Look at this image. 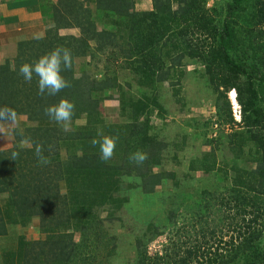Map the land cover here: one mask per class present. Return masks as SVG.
<instances>
[{
	"label": "trees",
	"instance_id": "1",
	"mask_svg": "<svg viewBox=\"0 0 264 264\" xmlns=\"http://www.w3.org/2000/svg\"><path fill=\"white\" fill-rule=\"evenodd\" d=\"M7 1L10 9H37L45 31L19 41L0 65V127L10 146L0 148V264H264V0H139L150 2L143 11L135 9L138 0ZM71 29L78 34L61 33ZM57 48L71 53V66L61 65L69 86L41 95L38 77L26 82L19 68ZM186 63L204 70L214 120L185 125L195 139L198 126L203 138L210 128L215 144L190 157L185 171L163 170L171 152L178 166L189 135L162 136L153 113L161 116L168 88L179 96ZM61 99L75 105L67 131L45 111ZM19 117L28 125L11 127ZM103 136L115 140L107 162L93 144ZM137 152L146 155L142 163L131 159ZM198 173L211 186L189 205L190 175ZM161 185L169 188L174 239L150 253L162 232L148 222L128 234L134 258L123 261L114 230L124 225L127 196L137 189L147 208ZM178 214L192 220L195 240L183 234L187 226L176 227ZM30 227L38 239L20 232Z\"/></svg>",
	"mask_w": 264,
	"mask_h": 264
},
{
	"label": "rangeland",
	"instance_id": "2",
	"mask_svg": "<svg viewBox=\"0 0 264 264\" xmlns=\"http://www.w3.org/2000/svg\"><path fill=\"white\" fill-rule=\"evenodd\" d=\"M7 3V0L0 1V15L1 18L5 20L3 24L0 25V65L7 58H12L15 56L16 45L19 41L42 37L45 31V24L42 22L40 13L37 9L31 7H23L22 10L18 11L19 13H13H16V15H10L11 13L7 12ZM137 3L138 4H136L135 6V9L137 11L150 9L149 1L138 0ZM209 3L211 6L213 4V1H210ZM6 19H9L10 21L8 22ZM61 33L64 35L78 34L77 31L73 29L65 31L63 30ZM3 35H8L6 37L8 39V43H3ZM82 61L83 60L76 61V69L79 68V64H81ZM84 61L87 63L88 59H85ZM98 66L99 68L101 67L99 63ZM91 70L95 71L93 69ZM183 74L184 75L179 84V96H175L174 91H172V89L169 90L168 88L163 92V96L161 98V102L163 104L162 111H159L161 112V116L157 115L156 111H154L153 113V124L155 126V129H157L162 136L165 135L169 138V140L173 141L181 139L182 134H184L185 132L187 135H189L188 139H186V147L178 156V166L176 165V162L171 160L173 156V153L171 152L170 155L166 157L163 163V170L166 169L170 171H185L187 168V161L190 157H197L199 153L202 154L203 152H209L210 148L206 147L205 144L212 143L210 147L214 146L215 144V142L210 141V138H214V133H212L210 128L205 131L206 137L203 138L201 134L204 132V130L198 126L197 130L200 137L198 139H195L192 136V133L194 132H192L191 129L187 128L185 125L187 124L186 122L191 119L194 121H198V123L200 124H202L203 121H207L208 119L214 120V108L212 103L214 95L208 87L205 78L206 76L204 75V70L200 65L194 63H186V65L183 67ZM165 86H167V84ZM231 92H233L234 94H231ZM231 92L227 94V99L229 101L233 120L238 124L240 122V108L235 99V92ZM183 103H185V105H181ZM109 106L110 108L114 109L116 103H112ZM113 109L107 112L110 114L109 117H113L115 115L116 109ZM23 124H27L26 119L24 117H19L13 123H11L10 126L22 127ZM2 129L3 128L0 127V148L4 149L10 146L9 138L6 137L7 134ZM229 131V128H223V132L225 134ZM222 157H224V160L227 161L228 152L226 149L223 150ZM179 164H181V166ZM178 175H180V173H178ZM190 176V179L193 181V186L192 194L190 195V201H187L189 205L194 199H196L193 194L196 195L197 190L201 191L205 188L208 189L210 188L209 186H211L210 178L207 179L201 173H198L197 176L195 174H192ZM124 187L128 191L126 183ZM166 191H169V188L165 185L157 187L154 193V198L152 197L153 200H148V202H151V206L147 208L145 206L149 205V203L147 204L146 202L144 203V201H142L139 196L140 192L137 189L132 190L130 192V195L127 196L128 198H130V205L124 212H121L120 214V218L121 220H123L124 225L122 229L115 228L114 230L119 239V241H117L116 249L118 257L123 261H131L134 258V242L130 239L128 234L135 231L139 232L140 228L144 227L143 225L148 222L152 223L157 228H160V232H162V235L148 246V251L150 253H154L157 250L162 249L167 244V241L170 238L174 239L173 232L169 230L170 223L168 215H166L168 214V210L171 207L170 196L166 193ZM170 195H172V192H170ZM184 197H186V195ZM183 201L184 200H181V202ZM181 212L182 211H180V213ZM104 217L105 215L102 214L101 218ZM187 219V216L185 218L183 216H179L178 214L176 217V227L187 226L186 230H182V227H180V229L182 230L184 235L189 234L192 236V239L194 238L195 240L197 238L196 235H198V231L197 229H191L192 220L187 221ZM20 232L29 240H35L39 238L38 232L34 227L28 228L25 232ZM262 242H264V235Z\"/></svg>",
	"mask_w": 264,
	"mask_h": 264
},
{
	"label": "clouds",
	"instance_id": "3",
	"mask_svg": "<svg viewBox=\"0 0 264 264\" xmlns=\"http://www.w3.org/2000/svg\"><path fill=\"white\" fill-rule=\"evenodd\" d=\"M61 65L65 68L71 66V53L67 49L57 48L50 53L41 56L34 63L22 64L19 68V74L26 82H31L33 75L35 74V76L38 77L39 93L41 95H44L45 93L56 95L62 89L69 86L68 82L61 75ZM74 108L75 105L71 101L61 99L58 104L49 106L45 111L46 114L58 124L62 123L64 125V130L67 131L68 125L74 114ZM93 144H99L100 158L102 161L107 162L111 159L115 149V140L113 138L103 136L100 140H93ZM40 151L39 146H37L36 153L38 156L40 155ZM131 159L136 163H142L146 159V155L137 152L132 155Z\"/></svg>",
	"mask_w": 264,
	"mask_h": 264
},
{
	"label": "crops",
	"instance_id": "4",
	"mask_svg": "<svg viewBox=\"0 0 264 264\" xmlns=\"http://www.w3.org/2000/svg\"><path fill=\"white\" fill-rule=\"evenodd\" d=\"M8 10H7V12L8 13H11L10 15H16V13H19L18 11L19 10H22V8L21 9H10L8 6L6 7ZM14 12H16L15 14H13ZM17 15H19V14H17ZM11 17H14V16H11ZM8 22L10 21L9 19H6ZM8 35H3V37H2V41H3V43H8L7 42V37Z\"/></svg>",
	"mask_w": 264,
	"mask_h": 264
},
{
	"label": "bare ground",
	"instance_id": "5",
	"mask_svg": "<svg viewBox=\"0 0 264 264\" xmlns=\"http://www.w3.org/2000/svg\"><path fill=\"white\" fill-rule=\"evenodd\" d=\"M231 94H234L233 92H231Z\"/></svg>",
	"mask_w": 264,
	"mask_h": 264
}]
</instances>
